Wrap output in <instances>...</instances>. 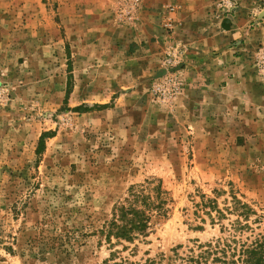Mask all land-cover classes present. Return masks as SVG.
Instances as JSON below:
<instances>
[{"label": "rangeland", "instance_id": "374dc122", "mask_svg": "<svg viewBox=\"0 0 264 264\" xmlns=\"http://www.w3.org/2000/svg\"><path fill=\"white\" fill-rule=\"evenodd\" d=\"M231 15L248 33L232 43L243 90L210 110L194 93L178 101L198 42ZM132 32L149 56L130 74ZM168 70L184 86L164 102L153 85ZM160 181L167 216L110 243L102 230L129 187ZM232 195L254 210L248 227L199 206ZM211 242L209 261L225 264L264 247V0H0V264H189Z\"/></svg>", "mask_w": 264, "mask_h": 264}, {"label": "trees", "instance_id": "16d2710c", "mask_svg": "<svg viewBox=\"0 0 264 264\" xmlns=\"http://www.w3.org/2000/svg\"><path fill=\"white\" fill-rule=\"evenodd\" d=\"M48 136H50L49 133H43L40 137L39 145L43 146L44 139ZM167 205V191L163 188L161 181L158 183L147 182L146 184L131 185L127 197L114 206L112 218L107 222L102 232L110 243H112L113 239L119 243L123 241L135 243V241L148 237L154 223L167 216ZM199 206L210 216L215 212L216 216H213L212 219L225 217L227 212L236 213L239 217L237 219L239 228L248 227L251 214L254 212L248 204L242 202L235 195H232L231 204L226 206L225 209L219 207L217 198L202 200ZM218 245H220L219 242L208 243L206 247L203 245L204 249L202 248L200 253L188 257L189 264L230 263L227 258L218 256L213 257L209 261L208 255L217 250ZM111 255L113 256L114 253ZM239 257L244 264H264L263 244L248 245L247 247L244 244L241 245ZM145 264H156V261L147 259Z\"/></svg>", "mask_w": 264, "mask_h": 264}, {"label": "crops", "instance_id": "0c3cea01", "mask_svg": "<svg viewBox=\"0 0 264 264\" xmlns=\"http://www.w3.org/2000/svg\"><path fill=\"white\" fill-rule=\"evenodd\" d=\"M226 22L228 26L222 28L221 35H210L206 41L198 42V53H196L198 57L193 64L194 68L189 69L186 73V89L178 97V101L186 100L188 102L189 98H193L194 93L198 108L210 110L218 100L234 99L235 92L243 90L245 85L243 81L246 78L243 71L245 51L244 53H242L243 50L239 51L241 56L236 55L237 49L232 46V43L242 36H247L248 33L245 32V23L240 25L234 15L228 16ZM137 34L138 32H132L131 39L122 42L120 61L130 69V74L134 71V67L130 66L133 64L132 62L146 61L149 56L142 55L139 58L142 47L139 46L140 39ZM133 36L136 37L132 38ZM237 43H241V41H236L235 44ZM216 48L220 50L218 53L214 52ZM210 114L211 112L207 111L206 115Z\"/></svg>", "mask_w": 264, "mask_h": 264}, {"label": "built area", "instance_id": "2783aa9c", "mask_svg": "<svg viewBox=\"0 0 264 264\" xmlns=\"http://www.w3.org/2000/svg\"><path fill=\"white\" fill-rule=\"evenodd\" d=\"M136 2L135 5L137 4ZM164 64L169 69L174 66L172 59H166ZM160 79V81H156L153 85V94L158 100L171 102L182 93L184 83L179 71L174 72L168 70Z\"/></svg>", "mask_w": 264, "mask_h": 264}]
</instances>
